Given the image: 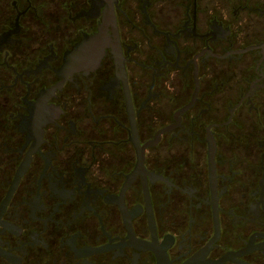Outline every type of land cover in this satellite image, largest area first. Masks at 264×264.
I'll return each instance as SVG.
<instances>
[{
	"label": "flooded vegetation",
	"instance_id": "af4514ba",
	"mask_svg": "<svg viewBox=\"0 0 264 264\" xmlns=\"http://www.w3.org/2000/svg\"><path fill=\"white\" fill-rule=\"evenodd\" d=\"M0 264H264V0H0Z\"/></svg>",
	"mask_w": 264,
	"mask_h": 264
},
{
	"label": "water",
	"instance_id": "95a60500",
	"mask_svg": "<svg viewBox=\"0 0 264 264\" xmlns=\"http://www.w3.org/2000/svg\"><path fill=\"white\" fill-rule=\"evenodd\" d=\"M91 39V36L85 38L81 43H79L76 47H75V50H81L82 47L85 45V43L89 42ZM89 40V41H88ZM81 48V49H80Z\"/></svg>",
	"mask_w": 264,
	"mask_h": 264
}]
</instances>
